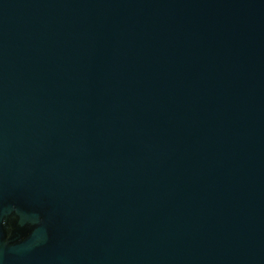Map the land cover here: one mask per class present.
<instances>
[{
    "label": "water",
    "instance_id": "95a60500",
    "mask_svg": "<svg viewBox=\"0 0 264 264\" xmlns=\"http://www.w3.org/2000/svg\"><path fill=\"white\" fill-rule=\"evenodd\" d=\"M0 264H264V0H0Z\"/></svg>",
    "mask_w": 264,
    "mask_h": 264
}]
</instances>
